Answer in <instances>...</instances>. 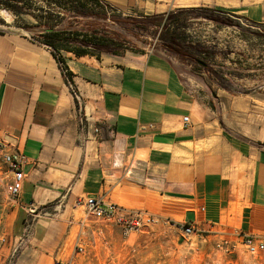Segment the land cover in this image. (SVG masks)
Wrapping results in <instances>:
<instances>
[{"label": "crops", "instance_id": "obj_1", "mask_svg": "<svg viewBox=\"0 0 264 264\" xmlns=\"http://www.w3.org/2000/svg\"><path fill=\"white\" fill-rule=\"evenodd\" d=\"M103 1L149 18L208 9L264 24V0ZM64 56L73 84L50 48L0 32V140L28 158L10 233L22 239L26 218H35L34 246L16 264H80L74 246L90 221L76 203L87 197L162 218L186 204L204 227L264 237L261 122L240 118L239 137L218 130L202 99L208 84L194 82L166 48Z\"/></svg>", "mask_w": 264, "mask_h": 264}, {"label": "rangeland", "instance_id": "obj_2", "mask_svg": "<svg viewBox=\"0 0 264 264\" xmlns=\"http://www.w3.org/2000/svg\"><path fill=\"white\" fill-rule=\"evenodd\" d=\"M179 11L161 18H142L98 5L95 15L80 17L79 23H74V14L65 13L63 26L80 31L97 29L101 35L119 39L125 46L122 54L166 48L161 37L171 33L178 46L169 51L194 82L208 84L201 92L202 99L218 130L239 137L240 118L243 124L259 121L264 125V24L208 9ZM10 30L38 39L43 26L30 15L17 17L0 6V32ZM244 100L246 106H240ZM6 172L0 159V264H16L34 246L31 227L35 218H26L22 239L10 233L13 199L7 192ZM167 203L168 209L175 204ZM194 211L198 213V231L185 238L181 225L192 222ZM199 214L198 209L184 204L181 213H171L149 230L129 237L111 225L88 222L90 230L81 236L86 253L80 264H264V256L247 253L236 232L229 235L222 225L204 227Z\"/></svg>", "mask_w": 264, "mask_h": 264}, {"label": "trees", "instance_id": "obj_3", "mask_svg": "<svg viewBox=\"0 0 264 264\" xmlns=\"http://www.w3.org/2000/svg\"><path fill=\"white\" fill-rule=\"evenodd\" d=\"M98 5L120 12L119 9L103 0H0L2 8L12 12L17 17L30 15L38 24L43 26L38 39H33L52 50L54 58L60 64L63 74L70 84H73V74L67 66L65 53H72L77 57L94 56L97 58H100L102 54L123 55L122 50L125 46L119 39L108 38L104 34L101 35L97 29L80 31L76 28L63 26L66 21L65 13L74 14V23H79L80 17L95 15ZM179 12L187 11L180 10ZM164 16L166 15L152 18ZM141 17L149 18L146 16ZM161 40L168 50H175V47L178 46L175 36L171 33H165Z\"/></svg>", "mask_w": 264, "mask_h": 264}, {"label": "built area", "instance_id": "obj_4", "mask_svg": "<svg viewBox=\"0 0 264 264\" xmlns=\"http://www.w3.org/2000/svg\"><path fill=\"white\" fill-rule=\"evenodd\" d=\"M184 124L186 126L189 124L188 117L184 118ZM0 159L7 168V192L13 200H18L26 180L24 168L28 164V158L20 149H12L8 142L0 140ZM76 206L84 208L88 221L111 225L119 229L125 237L149 230L151 226L163 219L148 210L126 208L117 204L107 203L103 199L96 197H87L84 200L78 201ZM181 231L185 238H190L198 231L197 224L194 222L184 223L181 225ZM100 233H102V230H100ZM81 236L77 237L74 249L76 254L83 256L86 253V248ZM238 237L247 253L252 256H264V237H258L249 233H241ZM54 264L75 263L58 260Z\"/></svg>", "mask_w": 264, "mask_h": 264}]
</instances>
